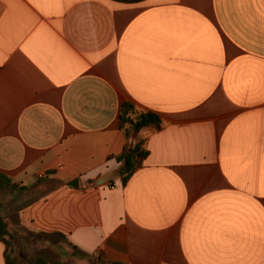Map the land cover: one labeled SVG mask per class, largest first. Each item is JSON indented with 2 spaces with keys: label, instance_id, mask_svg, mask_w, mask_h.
Returning <instances> with one entry per match:
<instances>
[{
  "label": "crops",
  "instance_id": "0c3cea01",
  "mask_svg": "<svg viewBox=\"0 0 264 264\" xmlns=\"http://www.w3.org/2000/svg\"><path fill=\"white\" fill-rule=\"evenodd\" d=\"M124 103L163 126L123 186ZM0 175L101 263L264 264V0H0Z\"/></svg>",
  "mask_w": 264,
  "mask_h": 264
},
{
  "label": "rangeland",
  "instance_id": "374dc122",
  "mask_svg": "<svg viewBox=\"0 0 264 264\" xmlns=\"http://www.w3.org/2000/svg\"><path fill=\"white\" fill-rule=\"evenodd\" d=\"M35 193L34 189H13L0 185V218L7 225L9 235L6 236V241L18 263L33 264L39 256L46 260L64 261L68 264H101L64 245L62 238L29 234L16 225V216L21 203L30 200Z\"/></svg>",
  "mask_w": 264,
  "mask_h": 264
},
{
  "label": "trees",
  "instance_id": "16d2710c",
  "mask_svg": "<svg viewBox=\"0 0 264 264\" xmlns=\"http://www.w3.org/2000/svg\"><path fill=\"white\" fill-rule=\"evenodd\" d=\"M163 126L162 119L151 112L140 111L135 105L131 103H124L120 109L119 128L125 137L127 143L125 144L122 152L113 157V159L120 164V177L121 183L124 186L130 179L132 174L139 169L147 157L146 143L147 136L161 130ZM134 140L133 144L130 143ZM0 185L11 188H21L18 185L12 184L11 180L3 175H0ZM68 188L78 189L79 183L77 181L66 184ZM6 223L0 218V241L5 247L4 262L5 264H19L13 257L11 249L9 250L6 236H8ZM78 254V251H76ZM100 262V261H97ZM59 264L56 261L46 260L42 257H37L33 264ZM101 263V262H100ZM66 264V263H65ZM106 264V263H101ZM116 264V263H109Z\"/></svg>",
  "mask_w": 264,
  "mask_h": 264
},
{
  "label": "water",
  "instance_id": "95a60500",
  "mask_svg": "<svg viewBox=\"0 0 264 264\" xmlns=\"http://www.w3.org/2000/svg\"><path fill=\"white\" fill-rule=\"evenodd\" d=\"M101 181H99L98 183H100Z\"/></svg>",
  "mask_w": 264,
  "mask_h": 264
}]
</instances>
